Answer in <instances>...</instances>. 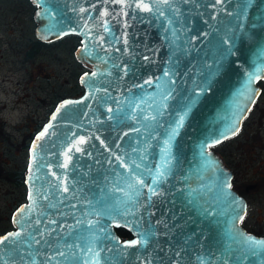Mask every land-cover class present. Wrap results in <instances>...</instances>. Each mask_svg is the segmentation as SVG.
Instances as JSON below:
<instances>
[{"label": "water", "instance_id": "obj_1", "mask_svg": "<svg viewBox=\"0 0 264 264\" xmlns=\"http://www.w3.org/2000/svg\"><path fill=\"white\" fill-rule=\"evenodd\" d=\"M32 2L92 67L30 142L0 264H264L214 148L262 93L264 0Z\"/></svg>", "mask_w": 264, "mask_h": 264}, {"label": "rangeland", "instance_id": "obj_2", "mask_svg": "<svg viewBox=\"0 0 264 264\" xmlns=\"http://www.w3.org/2000/svg\"><path fill=\"white\" fill-rule=\"evenodd\" d=\"M35 8L32 0H0V167L6 173L25 172L29 160L26 146L32 134L64 95L77 92L84 69L74 53L78 35H66L60 42L38 41ZM261 85L263 94L240 131L214 146L234 168L237 184L253 178L255 156L264 152V79ZM12 179L0 174L2 221L26 195V186ZM258 204L256 216L261 225L255 229L260 231L264 230V202Z\"/></svg>", "mask_w": 264, "mask_h": 264}, {"label": "flooded vegetation", "instance_id": "obj_3", "mask_svg": "<svg viewBox=\"0 0 264 264\" xmlns=\"http://www.w3.org/2000/svg\"><path fill=\"white\" fill-rule=\"evenodd\" d=\"M35 33V31H34ZM36 38L38 39V41L40 42H43V43H49V42H53V41H43L41 39H39L37 36ZM58 40V39H56ZM80 44V37H79V42L77 44V46ZM76 46V47H77ZM76 49V48H75ZM81 62V61H80ZM84 64V69L82 72L86 71V70H90L91 69V64L87 63V62H82ZM81 72V73H82ZM80 73V74H81ZM79 74V76H80ZM78 81H79V78H78ZM80 83V82H79ZM81 84V83H80ZM82 86V84H81ZM83 91V86H82V90L79 92V93H74V94H67V95H64V97L66 96H78L79 94H81ZM263 94V90H262V93L261 95ZM260 95V97H261ZM259 97V99H260ZM62 98V99H63ZM258 99V100H259ZM257 100V101H258ZM256 101V103H257ZM59 103V102H58ZM256 103L254 104L253 108L255 107ZM56 107V106H55ZM54 107V108H55ZM53 108V109H54ZM252 108V109H253ZM47 120V119H46ZM45 120V121H46ZM44 121V122H45ZM43 122V123H44ZM42 126V125H41ZM40 128V127H39ZM38 128V129H39ZM37 129V130H38ZM36 130V131H37ZM35 134V133H34ZM34 134H32V138L34 136ZM31 138V140H32ZM225 141V140H224ZM31 142V141H30ZM30 142L27 143V146H26V149H28V152H29V146H30ZM23 147V146H22ZM221 154V153H220ZM225 160V162L227 163V165L230 166V164L226 161V158L223 154H221ZM255 160H257V165L256 167H253V178L250 179L249 181H247L246 183L242 182L240 184H237L236 182V177H235V172H234V168H232L233 170V179H232V184H233V187L242 195L245 197L246 201H247V211L242 219V224L245 226L246 229H248L249 231L251 232H254L258 235H264V230H256L255 228L257 227H260L261 225V221L259 220V217L256 216V210H257V205L259 206L260 204H258V202H264V152L263 151H260V153H257V156H255ZM29 161V160H28ZM27 164L28 162L26 163L25 165V172L21 174V176H24L23 177V180L22 182L20 181L21 179H19L17 177V172L18 171H10L9 173H6L7 171L5 169L2 170V168L0 167V174H1V177L4 176L5 178H13L15 180L12 179V181H14L15 183H18L20 185H25L26 186V183H25V177H26V173H27ZM18 178V179H17ZM20 181V183L18 182ZM26 193H27V186H26ZM26 200V195L24 197V199H22L21 201L19 202H16V204H14L15 206L13 207V209L11 210V214L10 216L7 218V219H3L0 220V234L5 232L6 230L8 229H11L13 227L12 225V214H13V211L15 210V208L23 201ZM256 220H255V219ZM9 222L8 225H6L7 223ZM6 225L4 228H2V226ZM254 228V229H253Z\"/></svg>", "mask_w": 264, "mask_h": 264}, {"label": "trees", "instance_id": "obj_4", "mask_svg": "<svg viewBox=\"0 0 264 264\" xmlns=\"http://www.w3.org/2000/svg\"><path fill=\"white\" fill-rule=\"evenodd\" d=\"M61 40H58L57 42H60ZM57 42H55V43H57ZM77 93H79L81 90H82V86H81V84L79 83V81L77 82ZM81 88V89H80ZM62 99V98H61ZM57 105V104H56ZM55 105V106H56ZM54 106V107H55ZM21 171H18L17 172V177L19 178V179H21L20 181L22 182V180H23V177L24 176H21ZM17 178V179H18ZM20 181H18L19 183H20ZM117 230H118V232L123 236V237H126V236H130L131 235V233H130V231L128 230V229H126L125 227H117Z\"/></svg>", "mask_w": 264, "mask_h": 264}, {"label": "snow or ice", "instance_id": "obj_5", "mask_svg": "<svg viewBox=\"0 0 264 264\" xmlns=\"http://www.w3.org/2000/svg\"><path fill=\"white\" fill-rule=\"evenodd\" d=\"M4 239H7V237H5Z\"/></svg>", "mask_w": 264, "mask_h": 264}]
</instances>
